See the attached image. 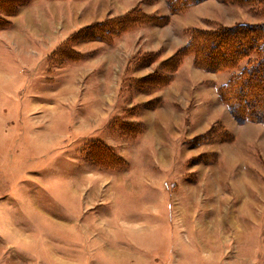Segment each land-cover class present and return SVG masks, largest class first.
<instances>
[{
    "label": "rangeland",
    "instance_id": "rangeland-1",
    "mask_svg": "<svg viewBox=\"0 0 264 264\" xmlns=\"http://www.w3.org/2000/svg\"><path fill=\"white\" fill-rule=\"evenodd\" d=\"M193 5L111 43L71 35L136 8L166 11L167 0H27L4 14L0 264H264V151L246 142L264 124L238 123L219 95L223 72L247 59L211 71L189 53L165 65L192 29L264 22V2ZM229 54L200 52L208 63ZM153 74L166 80L143 89ZM244 93L264 108V75ZM228 128L241 139L226 142ZM98 141L119 164L100 158Z\"/></svg>",
    "mask_w": 264,
    "mask_h": 264
},
{
    "label": "trees",
    "instance_id": "trees-1",
    "mask_svg": "<svg viewBox=\"0 0 264 264\" xmlns=\"http://www.w3.org/2000/svg\"><path fill=\"white\" fill-rule=\"evenodd\" d=\"M200 1L203 0H167L169 11L172 13L184 11L187 7ZM25 2L27 0H0V29L10 24L4 14L15 12ZM241 2H264V0H241ZM165 20L164 16L147 14L136 8L123 15L81 27L71 35V39L74 41L96 39L111 43L115 38L138 25L144 23L163 24ZM190 31V38L178 52L165 62L166 67L169 70L176 68L181 63L182 58L189 53L193 54L195 65L211 71L232 70L238 66L241 60L247 59V63L241 71L230 76L228 81L219 88V95L238 123L255 121L264 124V108L260 106L258 99H250L244 93L250 90L256 75L261 77L264 75V22L259 24L239 23L229 27L219 26L213 30L192 29ZM221 44L224 45L221 46ZM228 51L230 54L227 59L211 60L209 63L204 61L200 55L202 52L209 54L211 58H218ZM77 54L70 50V59H77ZM252 54L254 59L250 57ZM165 80L163 76L153 74L139 79V83L160 85ZM196 138L195 143L202 142L207 138V133ZM96 151L100 153V158H106V164L116 165L121 160L101 141H98L95 146Z\"/></svg>",
    "mask_w": 264,
    "mask_h": 264
},
{
    "label": "crops",
    "instance_id": "crops-1",
    "mask_svg": "<svg viewBox=\"0 0 264 264\" xmlns=\"http://www.w3.org/2000/svg\"><path fill=\"white\" fill-rule=\"evenodd\" d=\"M166 1V0H165ZM197 6V5H196ZM189 8H194V5L193 6H189L188 7V9ZM190 9V10H191ZM158 10H160V9H158ZM165 10L166 11H160V12H155V11H151V14H153V15H166V14H169V9H168V6H167V8H165ZM186 11V10H185ZM184 11H182V12H178V13H183ZM172 16V15H171ZM200 16V18H203V19H212L211 17H208V16H201V15H199ZM88 25V24H87ZM187 26H190V25H187ZM192 27L194 26V25H191ZM198 26V25H197ZM196 27V26H195ZM186 28H188V27H186ZM191 28V27H190ZM184 30H185V28H184ZM127 33H129V32H125V33H123L121 36H123V35H125V34H127ZM178 69H179V67H178ZM223 73H226V77L224 78V81L225 80H227L229 77H230V73H228L227 74V72H223ZM173 78V77H172ZM174 80V79H173ZM170 85V84H169ZM143 89H149V90H151V89H154V85H152V86H150V85H143V87H142ZM153 92H155V90H153ZM154 100H158V97L157 96H155V97H152L151 99H149V100H147V101H154ZM213 101V100H212ZM158 108H161V106L160 105H158L157 106ZM201 111H203V112H205V114H206V112L207 111H209V109L207 108V109H205V110H203L202 108H199ZM198 110V109H197ZM210 111H212V108H210ZM173 112V114H174V117H176L177 119H180V117H179V115H178V111L176 110V111H172ZM155 121H157V124L155 123V126H158V127H162V128H166V126L168 125V124H165L164 122H162V121H158V120H156V119H154ZM137 121V120H136ZM131 122H134V121H131ZM137 122H140V121H137ZM176 123H170L169 124V127H172V128H174V126H176L175 125ZM246 123H244V124H242V125H245ZM246 125H248V124H246ZM226 129H227V126H226ZM229 129V133H231L232 134V137H230V138H232V140L229 138V140L228 139H226V140H228V141H226V142H232V141H234L235 139L237 140H240L241 139V132H237L236 130L234 131V130H232L231 128H228ZM238 130V129H237ZM258 129H255L254 131H257ZM251 131V130H250ZM252 132V131H251ZM262 133V134H261ZM259 135H258V138H252L251 140L250 139H248L246 142H249L248 144H252L253 145V143H255V145H258L259 146V152H262V151H264V131L262 130V132H261ZM251 134V133H250ZM249 134V135H250ZM253 135H255V133H252ZM90 135V134H89ZM260 135H263V137H261ZM242 136H245V134L244 133H242ZM90 137V136H89ZM250 137H253V136H250ZM249 136H248V138H250ZM255 137V136H254ZM260 138V139H259ZM168 144H170V143H168ZM232 144V143H231ZM203 145V144H202ZM234 145V144H233ZM251 146V145H250ZM247 151L249 152V154H250V158H254V156L253 155H256V154H254L253 153V151H251V149H247ZM240 158L242 159V160H244V156L242 155V156H240ZM262 160L264 161V152H262ZM260 171V170H259ZM259 171H257V172H254L255 174H253V175H259L260 176V173H261V171L259 172ZM251 173H253V171L251 172ZM261 176H263L264 177V169L262 168V173H261ZM260 176V178H259V181H260V183H261V181H263V179H262V177ZM239 181H240V178L238 179ZM263 185V184H262ZM259 190V189H258Z\"/></svg>",
    "mask_w": 264,
    "mask_h": 264
}]
</instances>
